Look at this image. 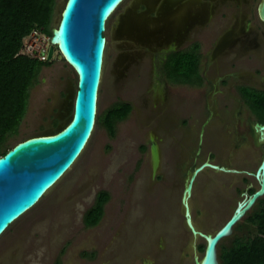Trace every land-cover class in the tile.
<instances>
[{"label": "rangeland", "instance_id": "1", "mask_svg": "<svg viewBox=\"0 0 264 264\" xmlns=\"http://www.w3.org/2000/svg\"><path fill=\"white\" fill-rule=\"evenodd\" d=\"M191 1L185 21L166 29L158 23L168 8L154 10L159 0H125L113 14L105 32L98 113L118 101L132 103L133 111L117 124L114 137L97 124L71 169L1 236L0 264H194L195 251L203 256L200 246L205 240L194 238L185 225L181 198L186 177L209 156L215 163L254 173L264 143L255 131L256 115L232 97L231 77L225 92L232 103L225 108L217 106L216 100L221 114L207 125L201 152L197 153L210 86L166 85L162 62L173 42L179 46L174 36L186 26L187 38L200 35L202 52L207 54L216 34L229 32L223 26L242 21L244 28L248 23L249 27L236 29L225 55L211 66L219 72L237 67L244 80H263L264 24L258 14L261 0ZM65 2L59 0L55 25ZM206 19L208 24L201 25ZM224 38L228 39V34L224 33ZM39 43L27 41L35 49ZM53 60L32 88L27 115L9 147L30 136L54 133L71 119L73 97L69 91L76 90L77 75L56 46ZM208 61L203 59V68ZM153 139L160 148L158 168L151 150ZM250 183L252 188L258 186L247 172L206 168L190 198L196 225L216 232L249 193ZM100 190L111 195L104 218L98 226L87 227L84 215ZM244 218L235 232L238 236L254 231ZM233 238L232 234L221 241L220 264L222 260L230 264L237 257L253 262L235 255Z\"/></svg>", "mask_w": 264, "mask_h": 264}, {"label": "water", "instance_id": "2", "mask_svg": "<svg viewBox=\"0 0 264 264\" xmlns=\"http://www.w3.org/2000/svg\"><path fill=\"white\" fill-rule=\"evenodd\" d=\"M124 1L66 0L60 20L52 29L49 59L53 58L56 46L76 72L77 84L73 97L72 117L58 131L25 138L0 156V236L16 218L41 201L46 192L76 163L86 149L87 142L92 138L99 114V94L107 46L105 32L108 21ZM177 1L179 0H173V3ZM168 5L169 2L162 8ZM258 14L264 21V0H261L258 6ZM255 131L259 133L260 140L264 143V123L256 122ZM204 132L205 128L200 134L198 153L202 149ZM151 150L154 167L158 168L161 154L154 139ZM207 167L223 172H247L258 182L254 192L245 193L233 214L214 233L203 231L196 225L190 207V198L196 181ZM252 187L253 183H250L248 188ZM262 197L264 153L254 173L210 162L209 157L196 166L186 178L182 195L186 224L194 236L205 240L204 254L202 257L195 254V264H220L219 244L233 234L234 227Z\"/></svg>", "mask_w": 264, "mask_h": 264}, {"label": "trees", "instance_id": "3", "mask_svg": "<svg viewBox=\"0 0 264 264\" xmlns=\"http://www.w3.org/2000/svg\"><path fill=\"white\" fill-rule=\"evenodd\" d=\"M59 0H0V156L11 147L8 142L19 134L31 98V91L39 81L45 66L55 60L41 61L20 54L23 40L33 29L39 28L52 36L55 27ZM201 44L193 43L178 52L169 54L165 71L170 83L203 82L200 73ZM244 100L258 122L264 123V90L244 85ZM133 111L132 103L118 101L98 114L97 124L106 127L112 137L117 124ZM58 120H55V125ZM143 145L142 150L145 151ZM251 188L249 193L254 192ZM111 195L100 190L94 203L84 215L87 227L98 226L105 215L106 204ZM254 229L243 235H236L239 224L234 227L233 246L235 255L252 258L250 264H264V197L260 198L244 218ZM222 246L220 243L218 249ZM205 249V245L200 246ZM221 256V255H220ZM221 264H225L222 260ZM230 264H248L246 259L233 258Z\"/></svg>", "mask_w": 264, "mask_h": 264}, {"label": "flooded vegetation", "instance_id": "4", "mask_svg": "<svg viewBox=\"0 0 264 264\" xmlns=\"http://www.w3.org/2000/svg\"><path fill=\"white\" fill-rule=\"evenodd\" d=\"M167 1L168 0H159V2L156 4V6L154 8L155 13H157L158 10H160L167 3ZM190 1L191 0H179V1L174 2V3L168 1L171 6L170 5L166 6L168 8L167 10H165L166 15H165V17H162L163 19H165L164 20L165 22L163 23V26L165 29L171 24L178 25V23L184 22V20L186 19V16H187L185 9L183 10L184 13H181L180 16H178V14H177L178 9L181 8V6L183 7L184 4L191 6L194 1H191V2ZM189 8H191V7H189ZM150 9L151 10H149V11H152L151 13H154V10H152V8H150ZM163 19H161V20H163ZM174 21H177V22L173 23ZM261 21L264 24V21L263 20H261ZM238 23L241 27L238 26ZM204 24H208V19H206L205 21L203 20V23H201V25H204ZM249 25L250 24L248 23L247 27L244 28V23L242 21L241 22L237 21V23L235 21L234 23L232 22L228 26L227 25L223 26V27H226V29H227L226 31H229V32H224V33L228 34V39L227 38L223 39L224 33L216 34V37L213 39V43L211 45L209 52H207V54L202 52V42L200 39H198V36H200V35H197V38H193L192 40L188 39L189 38L188 32H187L188 28L186 26L184 29L180 30V33L178 35L174 36L176 39H178L179 46L176 47L175 46L176 43L173 42V44H172L173 48L167 51V53L163 59L162 74H163V80L166 83V85H168V84H191V83H170L166 78V71H165L164 66H165V63H166V60H167L169 54L174 53V52H178V51H180L186 47H189L190 45H192L195 42L201 44L200 73H201V76L203 77L204 80H203V82L198 81L195 84H191V85H196L199 88L203 87V86L205 87L206 85L210 86L208 89V93L205 96V99H206L205 100V112L207 113V117L203 121L201 131L203 128H205V132H206L207 125L210 123V121L213 118H216L221 114V112L219 113V108H216V104H217V103H215L216 100L218 102L217 106L223 105V107L227 108L231 105V103H232L231 99L232 98H231V96H229V94L227 95V93L225 92L226 87L230 84V81L232 80L231 77L234 78V81L231 84L230 89H231L232 93L231 92L230 93H231L233 98H236L235 101L237 100L240 104H242V106L243 105L248 106L246 101L244 100V95H243L244 85H250V86H254L256 88L264 90V79L251 82V80H244V78H242L240 76V73L235 70V69H237V67L232 66L231 67L232 70L230 72H219V70L217 71L214 67L211 66V63L215 62V60H218L220 56L225 55L224 51H226V49L229 48L228 45L231 42L230 40L232 39L231 38L232 34L234 33V36L236 35V29L244 31V29H247L249 27ZM243 37H244V34H243ZM204 58L209 59V61L205 64V66L203 68V59ZM208 75H210V76H208ZM249 76H251V75H249ZM206 121H208L207 124H206ZM201 131H200V134H201ZM205 132H204V134H205ZM199 138H200V135H199ZM198 151H199V149H198ZM198 151H197V153H198ZM209 158H210V162H214L210 156H209ZM221 165H224V164H221ZM225 166H228V165H225ZM194 264H195V261H194Z\"/></svg>", "mask_w": 264, "mask_h": 264}, {"label": "built area", "instance_id": "5", "mask_svg": "<svg viewBox=\"0 0 264 264\" xmlns=\"http://www.w3.org/2000/svg\"><path fill=\"white\" fill-rule=\"evenodd\" d=\"M40 40L39 46L35 49L33 48V43L32 44H27L28 40ZM50 36L42 31L39 28L33 29V31L24 38L23 40V47L20 51V54H25L28 55L32 58H36L41 61H50L53 60L49 59V49H50Z\"/></svg>", "mask_w": 264, "mask_h": 264}, {"label": "bare ground", "instance_id": "6", "mask_svg": "<svg viewBox=\"0 0 264 264\" xmlns=\"http://www.w3.org/2000/svg\"><path fill=\"white\" fill-rule=\"evenodd\" d=\"M167 2H168V1H167ZM169 2H173V0H169ZM189 7H190V6H189V5H186V4H184L183 7L181 6V8L178 9V13H177L178 16H180L181 13H184V11H183L184 9L186 10V8H189ZM164 20H165V19H163V20H159V23H158L159 26H162V27H163V23L165 22ZM184 21H185V20H184ZM175 22H177V21H174L173 23H175ZM150 24H151V23H150ZM178 24H179V23H178ZM74 92H75V89L69 91L70 97H74ZM72 106H73V103H72ZM90 139H91V138H90ZM90 139H89V141H90ZM89 141L87 142L85 148H86L87 145L89 144ZM85 148H84V149H85ZM80 156H81V155H80ZM78 159H79V158H78ZM78 159H77V160H78ZM213 163H215V162H213ZM71 167H72V166H71ZM71 167H70V169H71ZM207 168H211V167H207ZM205 169H206V168H205ZM205 169H204V170H205ZM211 169H213V168H211ZM214 170H215V169H214ZM66 172H67V171H66ZM60 179H61V178H60ZM60 179H58L57 182H59ZM185 181H186V180H185ZM57 182H56V183H57ZM56 183H55V184H56ZM55 184H54V185H55ZM54 185H53L49 190H51V189L54 187ZM49 190H48L46 193H48ZM193 192H194V191H193ZM182 195H183V194H182ZM39 202H40V200H39ZM39 202H38V203H39ZM38 203H37V204H38ZM181 203H182V198H181ZM37 204H36V205H37ZM36 205H35V206H36ZM35 206H34V207H35ZM182 206H183V213H185V207H184L183 204H182ZM34 207H32L31 209H28L25 213H23L21 216H19L18 218H16V219L12 222V224H14L17 220H19L22 216H24L27 212H29L30 210H32ZM190 207H191V212H192V204H191V202H190ZM12 224H11V225H12ZM11 225H10V226H11ZM185 225H186V227L189 229V227H188V225L186 224V222H185ZM10 226H9V227H10ZM9 227H8V228H9ZM8 228L2 233V235L8 230ZM189 230H190V229H189ZM191 233H192V232H191ZM2 235H1V236H2ZM192 235H193V234H192ZM1 236H0V238H1ZM193 237H194V238H197V236H194V235H193ZM195 254H198V252L195 251V252H194V256H195ZM198 256H199V254H198Z\"/></svg>", "mask_w": 264, "mask_h": 264}, {"label": "clouds", "instance_id": "7", "mask_svg": "<svg viewBox=\"0 0 264 264\" xmlns=\"http://www.w3.org/2000/svg\"><path fill=\"white\" fill-rule=\"evenodd\" d=\"M51 39V38H50Z\"/></svg>", "mask_w": 264, "mask_h": 264}]
</instances>
